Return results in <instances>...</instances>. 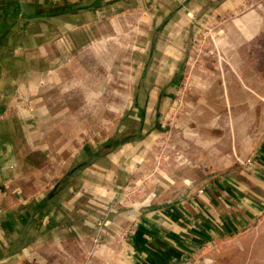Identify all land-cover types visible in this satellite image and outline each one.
Segmentation results:
<instances>
[{"label":"crops","instance_id":"crops-1","mask_svg":"<svg viewBox=\"0 0 264 264\" xmlns=\"http://www.w3.org/2000/svg\"><path fill=\"white\" fill-rule=\"evenodd\" d=\"M241 2L220 0L216 3V13L230 10ZM195 4L205 7L207 12L216 5L210 0H0V264L34 261L40 264H102L104 261L167 264L174 254L186 253L202 238L210 236L209 221L222 224L227 214L246 205L244 201L250 210L263 205L256 189L240 176L221 175L204 188L201 186L198 192L185 190L184 199L167 208L158 207L142 219L138 216L134 229L126 222L114 221L115 216L127 215L122 212L114 215L117 210L110 204V209L103 211L106 220L103 228L99 226L102 232L98 234L96 223L87 212H82L86 207L79 203L83 192L70 193L73 191L70 187L55 191L51 201L57 203L50 208L49 195L41 190L47 178L27 165L28 156L44 149L73 150V144L59 143L78 136L84 128L86 131L87 126L80 117L84 119L88 115L89 119L100 120L101 132L107 134L112 128L108 121L110 115L106 114L107 98L111 94L108 88L110 81L118 76H113V71L124 72L122 75L128 79L131 64L140 66V54L147 44L143 40L146 27L150 23L165 22L172 14H185L184 19L188 18L193 12L187 8L182 13L181 8H193ZM231 23L235 28L227 33L232 39L244 37L248 26L253 24L247 18H232ZM159 30L152 33L147 62L156 56L160 39L155 35ZM15 91L31 94L36 99L34 124L27 113L20 115L8 107ZM136 94L134 103H137ZM91 111L93 115L87 114ZM109 138L105 137L104 142ZM261 148V155L243 172L252 174V183L263 186L264 144ZM129 163L125 169L134 168ZM208 166L203 159L191 161L190 172L197 167L207 174ZM189 178L194 181L193 177ZM80 179L83 180L82 176ZM95 179L96 184L86 181L87 193L105 194V198L111 199L114 182L101 175ZM102 184L112 189L107 192ZM31 186L34 193L42 191V194L33 198ZM189 193L194 194L187 197ZM239 193H248L254 200H247ZM44 197L47 201L40 206ZM59 198L64 200L65 207L78 201L71 221ZM125 199L119 203L127 205ZM88 207L86 211L92 214L95 208L91 204ZM125 226L128 228L124 236L120 234L119 238L112 239L113 233ZM97 235L103 241L111 239L107 242L111 249L105 252L103 262L96 259L91 263L92 258L86 256L85 249L82 254L79 246L85 241L90 243Z\"/></svg>","mask_w":264,"mask_h":264},{"label":"rangeland","instance_id":"rangeland-1","mask_svg":"<svg viewBox=\"0 0 264 264\" xmlns=\"http://www.w3.org/2000/svg\"><path fill=\"white\" fill-rule=\"evenodd\" d=\"M210 2L214 5L220 0ZM216 7L217 4L207 12L197 4L193 8L186 6L181 8L182 13L187 8L193 12L188 18L184 19L185 14H172L165 22L146 27L143 40L147 44L140 54V66L131 64L128 79L122 75L124 72L113 71V76H118L110 81L108 88L112 95L109 94L110 100L107 98L106 114L110 115L112 128L107 134L101 132L100 120L89 119L88 115L84 119L80 117L86 131L84 128L78 136L59 143L73 144V150L44 149L26 160L30 168L47 178L41 190L49 195L50 208L57 203L51 201L55 191L65 187L73 190L70 193L81 191L83 197L79 203L85 208L91 204L95 209L89 214L79 206L96 223V228L104 227L103 211L109 210L110 204L117 210L114 215L117 212L127 215L123 218L119 214L114 221L126 222L134 229L138 216L142 219L158 207L167 208L184 199L185 190L198 192L201 186L204 188L221 175L240 176L256 189L263 202L260 208L251 211L244 201L247 206L227 214L222 224L209 221L210 236L198 241L192 250L174 254L167 264H264V182L263 186L252 183V174L243 172L261 155L264 144V0H242L240 5L224 12L220 10L221 13H216ZM232 18L253 22L244 37H229L228 30L234 27ZM152 28L161 29L155 35L160 44L156 56L147 62L155 32ZM135 92L137 103L133 100ZM136 135L138 140L126 141ZM105 137L123 140L110 151L91 158L105 144ZM200 159L210 165L207 174L197 167L190 172L191 161ZM126 163L134 168L125 169ZM72 168L74 173L67 175ZM98 175L114 182L111 199L105 198V194L87 193V182L96 184ZM26 187L29 188V183ZM31 187L33 198L42 194L40 187L35 193ZM105 189L108 192L112 188ZM116 194H122L128 204H120ZM239 195L254 200L248 193ZM59 200L63 207L64 200ZM79 203L64 206L70 221ZM128 226L113 233L112 239L120 234L124 236ZM100 228L96 233L101 234ZM97 236L79 246L82 254L85 249L86 256L92 258L91 263L105 258V252L111 249L107 243L111 239L103 241Z\"/></svg>","mask_w":264,"mask_h":264},{"label":"built area","instance_id":"built-area-1","mask_svg":"<svg viewBox=\"0 0 264 264\" xmlns=\"http://www.w3.org/2000/svg\"><path fill=\"white\" fill-rule=\"evenodd\" d=\"M12 101L9 102L8 107L15 112L27 113V116L30 118V122L34 124L36 120L35 110L37 107V101L31 94H23L19 91H15L12 96ZM119 197V201L122 200V194H117ZM137 223L135 224V226Z\"/></svg>","mask_w":264,"mask_h":264},{"label":"trees","instance_id":"trees-1","mask_svg":"<svg viewBox=\"0 0 264 264\" xmlns=\"http://www.w3.org/2000/svg\"><path fill=\"white\" fill-rule=\"evenodd\" d=\"M132 139H134V140H138V137H137V135L136 136H130L128 139H126V141L127 140H132ZM123 140V139H122ZM122 140H120V141H117V140H108L105 144H103L102 145V147L100 148V149H98L96 152H94L92 155H91V158L92 157H96V156H98V155H102L103 153H106V151L108 152V151H110V149H113V148H115L116 146H118L119 144H121V142H122ZM91 160V159H90ZM47 201V197H44L43 198V201H42V203H41V205L40 206H42L43 204L45 205V202Z\"/></svg>","mask_w":264,"mask_h":264},{"label":"water","instance_id":"water-1","mask_svg":"<svg viewBox=\"0 0 264 264\" xmlns=\"http://www.w3.org/2000/svg\"><path fill=\"white\" fill-rule=\"evenodd\" d=\"M74 170H75V168H72V169L68 170L67 171V175H70Z\"/></svg>","mask_w":264,"mask_h":264}]
</instances>
